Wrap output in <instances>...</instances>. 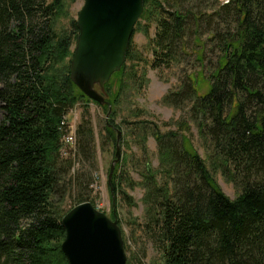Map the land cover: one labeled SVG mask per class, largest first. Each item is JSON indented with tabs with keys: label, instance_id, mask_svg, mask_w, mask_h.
<instances>
[{
	"label": "trees",
	"instance_id": "trees-1",
	"mask_svg": "<svg viewBox=\"0 0 264 264\" xmlns=\"http://www.w3.org/2000/svg\"><path fill=\"white\" fill-rule=\"evenodd\" d=\"M218 1L144 0L141 20L157 26L150 65H180L192 53L201 68L165 100L188 106V118L177 131L153 135L164 176L160 185L146 176L144 228L164 264H264V0ZM59 3L0 0V264H69L61 250L67 213L57 198L73 161L61 149L67 115L89 98L72 82L71 66L60 65L71 37L55 31ZM72 28L77 40V23ZM132 42L112 78L133 58ZM190 125L214 167L240 188L235 200L182 135ZM151 126L158 130L145 122L135 131ZM118 130L109 123L115 144ZM92 135L90 127L77 132L87 160ZM80 195L76 206L89 202Z\"/></svg>",
	"mask_w": 264,
	"mask_h": 264
},
{
	"label": "rangeland",
	"instance_id": "rangeland-1",
	"mask_svg": "<svg viewBox=\"0 0 264 264\" xmlns=\"http://www.w3.org/2000/svg\"><path fill=\"white\" fill-rule=\"evenodd\" d=\"M227 1L219 0L218 4ZM59 2L55 31L60 36L71 37L68 51L61 54L60 65L71 66L77 43L72 24L78 22L85 0ZM150 23L139 20L132 39L135 57L132 56L127 63L126 70L112 78L103 91L98 88L106 99V105L102 106L85 98L76 102L66 118V136H71L75 142L69 145L64 137L61 149L62 156L66 160H72L73 166L65 174L66 185L61 189L64 193L57 198L60 212L66 214L72 210L77 205L78 196L83 193L89 201L87 203H91L120 227L128 264H164L162 254L144 228L148 220L146 176L149 172L155 174L159 185L164 176L161 173L159 146L153 135L177 131L180 124L188 118V106L183 110L176 109L165 100L172 93L181 90L186 77L201 70L192 53L181 60L180 65L154 69L150 65L153 58L150 44L155 38L157 26L155 22ZM4 116L0 102V123ZM145 122L155 124L158 130H154L152 125L150 130L154 131L148 134L141 130L135 131ZM109 123L121 132V159L113 171V175L116 173L118 177V189L115 192L112 187L113 175L110 180V174L116 160L117 144L108 138ZM80 127H90L92 130L90 160L85 159L79 150L77 132ZM183 130L182 135L191 141L199 155L208 163L207 167L223 193L235 200L240 194V188L224 176L221 169L214 167L199 130L192 125L183 127ZM118 137L117 132V139Z\"/></svg>",
	"mask_w": 264,
	"mask_h": 264
},
{
	"label": "water",
	"instance_id": "water-1",
	"mask_svg": "<svg viewBox=\"0 0 264 264\" xmlns=\"http://www.w3.org/2000/svg\"><path fill=\"white\" fill-rule=\"evenodd\" d=\"M144 4V0H85L79 14L71 79L85 96L102 106L106 99L98 88L103 91L126 63ZM118 133L110 180L121 159ZM62 225L66 236L61 250L69 264H128L120 227L91 203L70 210Z\"/></svg>",
	"mask_w": 264,
	"mask_h": 264
},
{
	"label": "built area",
	"instance_id": "built-area-1",
	"mask_svg": "<svg viewBox=\"0 0 264 264\" xmlns=\"http://www.w3.org/2000/svg\"><path fill=\"white\" fill-rule=\"evenodd\" d=\"M65 138H66L65 142H66L67 144H69V145H72V143L75 142V141H74V138H72L71 136H66Z\"/></svg>",
	"mask_w": 264,
	"mask_h": 264
}]
</instances>
